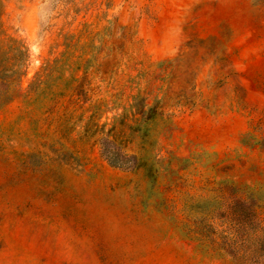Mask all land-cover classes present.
I'll return each instance as SVG.
<instances>
[{"label":"rangeland","instance_id":"obj_1","mask_svg":"<svg viewBox=\"0 0 264 264\" xmlns=\"http://www.w3.org/2000/svg\"><path fill=\"white\" fill-rule=\"evenodd\" d=\"M0 2V264H264V0Z\"/></svg>","mask_w":264,"mask_h":264},{"label":"trees","instance_id":"obj_2","mask_svg":"<svg viewBox=\"0 0 264 264\" xmlns=\"http://www.w3.org/2000/svg\"><path fill=\"white\" fill-rule=\"evenodd\" d=\"M1 5L2 3L0 2ZM2 14L0 11V29L2 27ZM2 34L0 31V36ZM17 43L16 40H10L9 44L0 43V109H3L14 101L15 96L12 94L17 87H20L26 75L22 72L23 64H20L19 58L17 56L11 57V54L14 52L20 53L19 55L21 56L27 53V50L22 52L14 48Z\"/></svg>","mask_w":264,"mask_h":264}]
</instances>
